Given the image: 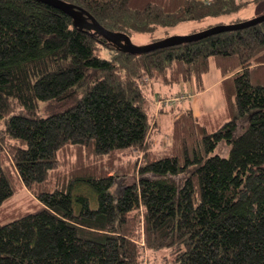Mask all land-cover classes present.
Returning a JSON list of instances; mask_svg holds the SVG:
<instances>
[{
  "label": "trees",
  "instance_id": "1",
  "mask_svg": "<svg viewBox=\"0 0 264 264\" xmlns=\"http://www.w3.org/2000/svg\"><path fill=\"white\" fill-rule=\"evenodd\" d=\"M63 1L146 43L181 22L200 23L193 33L242 21L235 14L264 2ZM212 64L227 117L210 129L163 100L180 83L202 89ZM155 101L159 117L171 114L166 131L154 128L156 145L147 138ZM0 120L10 160L0 164V205L19 184L37 200L0 223V264H145L144 251L148 264H264V21L130 53L49 3L0 0ZM222 140L228 155L211 154ZM133 149L140 155L123 164ZM69 153L93 157L58 161Z\"/></svg>",
  "mask_w": 264,
  "mask_h": 264
},
{
  "label": "rangeland",
  "instance_id": "2",
  "mask_svg": "<svg viewBox=\"0 0 264 264\" xmlns=\"http://www.w3.org/2000/svg\"><path fill=\"white\" fill-rule=\"evenodd\" d=\"M261 14H264V2H261L259 5L255 6V5H249L246 9L240 11L238 14H235V17H238L241 20H247V19H251L254 17H257ZM216 19H210L208 22H204L202 24L205 23H213L215 22ZM225 22H227L228 20H224ZM200 25V23L197 22H181L175 26L172 27H165L160 29L159 31H157L155 33V37H160V36H172V35H186L192 32V30L194 28H196V26ZM147 40H149V36L147 35H135L132 37V42L136 45H142V44H146ZM215 73H217L216 69L214 68L213 64L212 67L208 73V76L206 75L207 79H210L213 75H215ZM186 84V89L188 88L187 83ZM190 87V86H189ZM179 88V85L177 84L173 89L174 92ZM192 88V86L190 87ZM148 89V88H147ZM147 91V90H146ZM155 91V90H154ZM148 92V91H147ZM148 95L150 96L151 100L149 102V104L151 103L152 105V98L153 100L158 98V95L155 93H149ZM171 96L172 98L179 96L178 98L180 100H177V102H182L185 99H187L183 92V90H181L179 93H174L172 95H168ZM188 96V95H187ZM191 96V95H190ZM183 98V99H182ZM185 98V99H184ZM189 98V97H188ZM220 96L219 93L217 91V88H212L209 89L208 92L206 94L201 95L200 100L203 101L200 102L201 107L205 110V108L207 107H211L210 109L212 110V112L216 113L215 109H218L217 112H219L220 108L222 107V102L220 100ZM164 102V100H163ZM191 102V100H190ZM39 107H38V111L37 114L40 116H46L51 110L52 107L50 106L49 103L40 100L39 102ZM156 103V104H155ZM152 109V120L150 122V128H149V133L147 138L149 139L150 137L154 139L155 145H156V141L158 143L159 140V134L154 133L156 130L154 128L159 127V123L160 122V117L157 114L158 109L160 107V104L157 101H155ZM165 103V102H164ZM168 105V104H167ZM51 107V109H50ZM12 113H16V114H22V108L17 105L14 104L13 106V110ZM217 114V113H216ZM215 114V115H216ZM213 114H210L208 117L211 118ZM229 118V117H228ZM158 124V126H157ZM163 124V122H162ZM161 124V126H162ZM4 123L2 120H0V131L4 128ZM211 125H209L210 127ZM165 130V128H164ZM241 129H239L236 134H238L240 132ZM166 131V130H165ZM164 133V132H163ZM156 135V136H155ZM168 145H172V142L170 140V142H168ZM4 142H2L0 140V164H7L8 161H10L8 159L9 155H8V151L6 150V148L3 146ZM162 141L160 143V145H158V149H160V147H162ZM228 150H229V144L222 140L220 141L215 149L213 150V152L211 154H218L221 156H227L228 155ZM124 155H122V157L119 159L123 164L126 161V157H132L133 155H140L135 149L133 150H128L126 152L123 153ZM120 154H113V157H118ZM92 155H77L74 153H69L67 157H59L58 161L61 162H66V161H76V160H81L83 158H92ZM123 177V179H122ZM119 179V181H123L124 183H130L132 181V176H119L117 177ZM20 186L17 188V190L9 197L7 198L1 205H0V223H6L9 222L21 215H24L28 212H31L35 209V203L37 202L36 198L33 196V194L28 191L24 186H22V184H19ZM138 222H142V213L139 214V219ZM141 224V223H140ZM141 226V225H140ZM142 229V228H141ZM139 243L142 244V238L139 239ZM144 258H145V264H148L146 261V256L147 253L146 251H144Z\"/></svg>",
  "mask_w": 264,
  "mask_h": 264
},
{
  "label": "water",
  "instance_id": "3",
  "mask_svg": "<svg viewBox=\"0 0 264 264\" xmlns=\"http://www.w3.org/2000/svg\"><path fill=\"white\" fill-rule=\"evenodd\" d=\"M40 1L49 3L61 9L65 13L69 14L73 18L74 22L77 23L79 26L88 27L90 29L95 30L96 32L104 36L108 41L117 45L123 51L130 53H142L159 47L170 46L173 44H179L183 42L196 41L212 34H216L227 30L241 29L264 21V14H261L257 17L247 20H242L235 23L217 24L210 26L206 29L189 33L186 35H172L150 43L136 45L132 42L131 38L127 34L122 32L110 31L104 28L88 12L75 6L72 3H68L63 0H40ZM82 17L87 18V20H85L86 22L82 20Z\"/></svg>",
  "mask_w": 264,
  "mask_h": 264
},
{
  "label": "crops",
  "instance_id": "4",
  "mask_svg": "<svg viewBox=\"0 0 264 264\" xmlns=\"http://www.w3.org/2000/svg\"><path fill=\"white\" fill-rule=\"evenodd\" d=\"M214 68L216 69L217 73H215V75H213L210 79H207V77H206V75L208 76L209 72L204 74V76H203V88L200 90L196 89L194 82L192 80L186 82L187 84H189L187 89L185 87L186 86L185 83L178 84L179 88L174 93H177V92L179 93L181 90H183V92L188 91V93H191V96H189V98L185 99L182 102H177V103L175 102L174 104L171 105L173 107L179 106V107H182L184 109H188V108L191 109L194 116L201 118L202 121L207 124V126L211 125L209 127L210 129L215 128L218 124H220L221 122L226 120V117H227L226 112H225V108H226L225 100H224V96H223L222 87L220 84L223 77L221 76L219 70L216 67H214ZM189 86L190 87L192 86V88H190ZM151 88H152V93H156L155 91L157 88L155 89L154 84H152ZM212 88H217V91H218L219 96L221 98L220 100L223 104L222 107L220 108L219 112H217L218 109H215L217 114L212 112V110L210 109L211 107H207L204 110L200 105V102L203 103V101L200 100L201 95L206 94L208 92V90L212 89ZM190 100H191V102H190ZM153 101L154 100H152V102ZM210 114H213L211 118L208 117ZM170 118H171V114H167V113L161 114L160 122H161V124L163 122V124H162L163 127L161 126L163 131H164V126H166V123L168 120H170Z\"/></svg>",
  "mask_w": 264,
  "mask_h": 264
},
{
  "label": "built area",
  "instance_id": "5",
  "mask_svg": "<svg viewBox=\"0 0 264 264\" xmlns=\"http://www.w3.org/2000/svg\"><path fill=\"white\" fill-rule=\"evenodd\" d=\"M184 94L186 95L185 97L186 98H188L190 95H191V93H188V91H186V92H184ZM188 95V96H187ZM179 96H177V97H174V98H172V97H170V98H166L165 100H164V102L166 103V104H168V105H172V104H174L177 100H180L179 98H178ZM183 99V98H182ZM185 99V98H184ZM159 103H160V101H158Z\"/></svg>",
  "mask_w": 264,
  "mask_h": 264
}]
</instances>
